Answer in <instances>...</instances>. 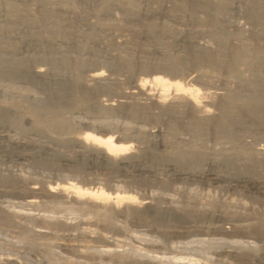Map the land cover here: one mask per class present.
<instances>
[{"label": "bare ground", "instance_id": "obj_1", "mask_svg": "<svg viewBox=\"0 0 264 264\" xmlns=\"http://www.w3.org/2000/svg\"><path fill=\"white\" fill-rule=\"evenodd\" d=\"M0 99L9 103L0 107L4 143L69 150L105 165L100 187L97 178L84 181V168L66 158L57 166L70 180L33 183L17 197L22 205L55 200L73 213L137 216L141 207L152 208L130 194L132 186L149 184L147 164L165 169L174 183L207 178L264 194L258 177L264 175V0H0ZM51 163L38 161L48 171ZM223 168L237 173L218 175ZM115 170L123 179L130 170L138 174L128 179L132 186L123 180L130 191L122 182L115 186L122 177L114 179ZM228 210L216 218L231 229L209 222L205 236L215 237L218 248L231 243L230 262L219 255L224 263L264 264V256L249 260L258 249L264 253V215ZM193 211L181 215L190 219ZM173 262L197 263L175 256Z\"/></svg>", "mask_w": 264, "mask_h": 264}, {"label": "rangeland", "instance_id": "obj_2", "mask_svg": "<svg viewBox=\"0 0 264 264\" xmlns=\"http://www.w3.org/2000/svg\"><path fill=\"white\" fill-rule=\"evenodd\" d=\"M198 43H202L203 45L207 44L203 42ZM8 105V101H0V107H6ZM23 110L24 108L21 107V111ZM23 128L27 129L28 127L25 126ZM7 131L8 130H3L2 128H0V139H2L0 140V264H174V262L168 263L174 256L185 258L190 257L197 261V263L194 264H204L205 262V264H216L217 260L221 262H218L217 264H228L230 260L227 258V255L229 254V252L232 253L234 251L231 249V247L229 248V244L231 245V243L226 242V245H228L227 247L224 243L225 246H220L221 248H218V246L214 245V242L217 243V241H214L215 237L207 238L204 234V231H202L204 230L203 228L208 227L209 222L210 224L219 222L216 216L222 215L224 213L223 211H227L228 209V212H237V210L239 209V214L243 211L240 215L248 217H256L255 215H258L257 217H259L260 215H264V194H259L249 189L247 186L238 188L236 187V189L235 187L227 186L228 184H226L225 182H210V180H208L207 178H201L202 180L187 178L188 180H176L174 183L175 179H173L170 173L168 174L165 169L163 170L160 166L154 167L155 165L151 166L149 164H147L148 166L146 165V167L149 169V171H151V173L149 172V174H146L144 177H148L149 179V177L151 176L149 179V184L151 185L148 184L144 186L146 189L142 186H139V188H137L139 190H136L134 188H136L137 185L132 186L133 184H129L132 179L139 178L137 177L138 174H135L132 170H130V172L128 170V172L132 174L130 175L128 173L127 179H123L122 174H119V172H117L118 170H115L117 174L115 173L114 179H117V177H122L119 179V182L117 181V179L114 181V183L116 184L115 186L119 185V183L121 184V182L124 185V181L128 182V179H130L128 184L132 186L134 194L133 191L131 189L130 191L129 188L125 187V185H120L118 189L121 190V188L123 187L124 190L128 189L127 191L132 192L130 194L134 196H137L138 194V201H141V198H146V200L148 201L150 200L149 202L152 208L159 206L158 209L160 214L157 215L158 218L154 215L152 208L145 210L144 207H141L139 209V212L142 211L141 213H139L140 215L133 216L129 214L128 217L126 216L128 214H124L120 217H115L114 215L111 217H102V215L100 214L96 216L90 211H88L87 214V211L82 212L80 210H74L75 212L73 213L72 211L68 210V205L63 204L67 210L65 208L63 209L64 206L60 202L57 203L55 200H46L47 202H44V200H42L37 204L38 206H34V209L33 207L31 208L24 204L22 205L17 197L27 194L26 191L28 192V186H32L33 183H35L34 185H36L37 183L36 186L41 187L44 185L47 186V184L50 185L52 183H58L59 181V183H61L66 181L67 179L70 180V175L63 172L60 168L59 169L61 171H58V166L59 163L62 162V160L70 157L74 158V156L72 153H70L69 150L63 149L55 148L53 152L50 151V153H48L43 151L40 152L37 149L18 148L11 146L7 142L4 143L5 139L2 138L3 135L8 133ZM16 134V132H13L12 134V131H9V135L21 138V136H18ZM35 150H37V152ZM39 158L40 160H38ZM80 159L83 161H81ZM38 161H46L49 163L52 162L51 164H56V166L52 168L51 171H48L50 168L46 170V168H44L43 166L39 167L41 165L38 164ZM73 161L74 165L84 168V181H86V178H88L87 176H90L91 178H93V180L97 178L96 180L102 181L101 183L100 181L99 183L98 181H96L98 183L97 186H104V181L102 179H105L106 174L104 173L106 172L104 171L105 165L103 163H95L96 161H88V159L82 158H74ZM150 166L155 168H151L155 172L150 170ZM223 170L219 169L216 171V173H218V175L222 174V176L225 177H231L236 175L237 173L236 170L226 168H223ZM160 171L163 173H161ZM96 173L100 179L97 177ZM100 173L103 175H100ZM154 173H156L157 175L155 174L154 176ZM258 177L264 180V175L261 174ZM156 178H158V180ZM160 182L167 185L165 187L166 190L161 189L164 187L159 185ZM112 183L110 186L115 187L114 185H112ZM154 183H156V187L154 186ZM129 185L127 186L126 184L127 187H129ZM150 186L151 188H149ZM246 187L247 189H245ZM124 190L122 189L121 191ZM152 190L155 191L153 192ZM151 191L153 192V194H156L152 195ZM150 193L151 195H149ZM4 194L6 197L4 196ZM153 196L156 197L157 200ZM159 198L162 200H158ZM54 203H57L58 205L61 204L62 207H60L61 205L56 206ZM244 203L245 205H242ZM168 206H170V208ZM183 206L185 208L189 207L191 211L194 210L193 212H195L197 215L194 213L193 217H191L190 219L185 217L183 218V216L181 215V213H183L182 211L185 210ZM241 206L244 207H242L241 209ZM77 211H80L81 214ZM215 219L218 221H216ZM220 222L217 224L223 225L222 227L224 229H231V226L228 222H224V224L223 221ZM198 233L201 234V236ZM210 238L213 240V243H210L212 247L207 245L208 243H206L208 241H211ZM258 245L260 247V244H255V246ZM229 249L232 251H230ZM241 251L242 250H237L235 251V253H237L238 256L245 254L244 251ZM222 254L224 257L222 256ZM250 254L251 255H249V260L253 263H256L259 257L264 256L262 249H258V252L256 254ZM219 255L224 259L227 258L228 262L226 261L224 263L223 261L225 260H223V258H220ZM165 260L167 262H164ZM179 264H186V262H181Z\"/></svg>", "mask_w": 264, "mask_h": 264}]
</instances>
